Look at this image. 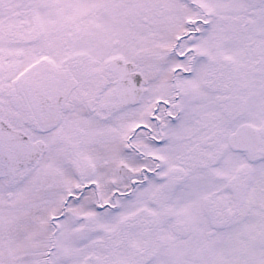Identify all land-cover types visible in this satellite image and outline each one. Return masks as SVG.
<instances>
[{
	"label": "snow or ice",
	"instance_id": "1",
	"mask_svg": "<svg viewBox=\"0 0 264 264\" xmlns=\"http://www.w3.org/2000/svg\"><path fill=\"white\" fill-rule=\"evenodd\" d=\"M0 264H264V0H0Z\"/></svg>",
	"mask_w": 264,
	"mask_h": 264
}]
</instances>
